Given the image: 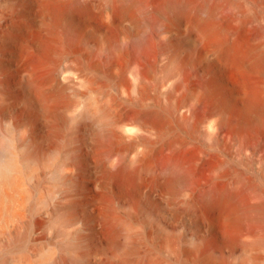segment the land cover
Segmentation results:
<instances>
[{
	"label": "bare ground",
	"instance_id": "obj_1",
	"mask_svg": "<svg viewBox=\"0 0 264 264\" xmlns=\"http://www.w3.org/2000/svg\"><path fill=\"white\" fill-rule=\"evenodd\" d=\"M15 156L0 264H264V0H0Z\"/></svg>",
	"mask_w": 264,
	"mask_h": 264
},
{
	"label": "rangeland",
	"instance_id": "obj_2",
	"mask_svg": "<svg viewBox=\"0 0 264 264\" xmlns=\"http://www.w3.org/2000/svg\"><path fill=\"white\" fill-rule=\"evenodd\" d=\"M1 167L0 169L3 168ZM0 171L2 172V170ZM2 173L0 174L5 175L3 177L0 175V230H8L15 224V210L18 209L19 211L30 200L28 193L27 195L24 194L27 192L29 169L15 156L10 172L7 175L5 172ZM15 181L19 185L20 189L18 190L16 189L17 186L13 188L16 185ZM16 257L11 259L10 264H37V261H42V257L39 255L31 258L30 262H24L19 256Z\"/></svg>",
	"mask_w": 264,
	"mask_h": 264
}]
</instances>
